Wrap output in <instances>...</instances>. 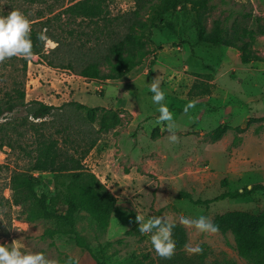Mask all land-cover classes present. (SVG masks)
<instances>
[{
	"label": "rangeland",
	"instance_id": "1",
	"mask_svg": "<svg viewBox=\"0 0 264 264\" xmlns=\"http://www.w3.org/2000/svg\"><path fill=\"white\" fill-rule=\"evenodd\" d=\"M70 1L0 0V15L19 10L31 27L44 32L51 41H45L43 57L29 58L24 74L19 61L6 60L5 67L0 65V100L11 92L15 80L24 85L25 103L36 100L57 107L40 128L62 145L64 123L69 120L80 131L85 126L75 122L77 114L82 113L68 107V103L120 111L121 124L100 134L96 145L83 158L85 167L116 197V206L109 224L101 229L87 214L78 213L75 231L87 241L91 253L76 246L69 235L45 236L47 228L56 227L53 221L35 225L22 220L21 207L12 202L10 179L28 168L27 154L36 134L29 128L32 119H26L25 107L18 105L0 117V244L17 241L22 251L43 252L61 264L69 256L78 258L79 264H130L133 257L142 259L146 255L157 264L160 257L151 246L150 234L139 232L143 239L124 234L138 225L137 216L142 220L164 216L169 222L180 224L181 215L194 218L203 214L213 220L230 210L264 212V189L246 198H225L208 206L178 198L179 193H187L192 199L204 200L224 191H242L245 186L264 187V126L260 127L264 121L245 127L250 118L264 117V63L241 64L235 49L198 42L192 16L179 13L166 15L172 29L153 30L152 54L141 66L117 80L82 78L64 65L75 58L96 55L98 44L108 42L109 33L105 29L100 34L93 22L61 15ZM134 3L135 0H106L111 22L116 23L112 29L124 31L121 21ZM210 7L207 28L212 20L220 18L225 19L226 25L237 22L264 31V0H212ZM252 49L264 56V34L256 36ZM46 57L54 66L46 64ZM154 78L165 92L163 102L173 113L179 138L176 143L167 140L166 122L157 120L158 105L152 102L148 85ZM194 85L210 92L197 96ZM189 102L194 107L185 113L184 106ZM220 125L232 129L212 141L210 135ZM234 127L244 130L236 132ZM69 134L70 142L64 146L80 158L89 137ZM33 174L41 177L47 192L54 190L52 174ZM181 226L186 231V243H199L205 253L199 260L201 252L190 255L183 247L179 255L189 262L222 264L231 259L236 264H247L237 255L230 233H200Z\"/></svg>",
	"mask_w": 264,
	"mask_h": 264
},
{
	"label": "trees",
	"instance_id": "2",
	"mask_svg": "<svg viewBox=\"0 0 264 264\" xmlns=\"http://www.w3.org/2000/svg\"><path fill=\"white\" fill-rule=\"evenodd\" d=\"M211 1L135 0L132 10L121 21L124 31H119V29L114 30L111 27L116 23L111 22L112 18L109 17L106 0H71L62 10L61 15L64 14L72 20L93 22L100 34H104L108 30L109 40L102 45L98 44L97 54L94 53L93 57L75 58L66 63L64 68L76 70L78 76L86 79L103 81L120 79L141 66L145 59L152 54L150 45L154 29L163 27L172 29L166 15L172 16L179 13L192 16L198 42L235 49L239 53L241 64L258 61L264 63V56L252 49V43L256 36L264 34V31H256L237 22L226 25L225 19L220 18L212 20L211 27L207 28ZM29 2L34 3L35 0H29ZM98 22L103 24L99 25ZM119 26L117 25V27ZM39 33L41 30L31 27L30 38L33 44V55L43 57L45 41L38 39ZM95 39L99 40L100 38L95 37ZM56 43L59 41L56 40ZM54 50H51L50 53H53ZM6 60L19 61L20 70L24 74L29 58L20 56L6 58L0 61L1 68L5 67L4 61ZM46 64L50 67L54 66L53 61L48 57H46ZM102 68L107 70L102 71ZM193 88H196L194 94L197 96L210 92V89L200 85H194ZM4 96L0 100V117L4 112H11L18 105H22L25 107L26 119H32L28 122L29 128L36 134L32 140L33 148L27 154L30 157L28 168L14 173L10 179L13 204L21 207L22 220L27 223L38 225L53 221L56 227L47 228L45 236L69 235L76 246L91 253L87 241L75 231L76 217L79 212H84L99 229L104 228L112 219L117 199L106 185L85 167L83 158L96 145L100 134L108 133L121 124L120 111L103 107H87L77 102L68 103V107L82 113L77 114L75 122L78 124L83 122L81 124L85 126L83 131H80L69 120L64 123L62 131L66 134L62 136V145L59 139L43 134L40 128L42 125H46L45 120L53 115L52 113L57 107L36 100L25 103L24 85L15 80H13L11 92L5 93ZM257 121L263 122L264 117L250 118L246 121L245 127ZM94 126H96L95 129L91 131L90 127L94 128ZM263 126V124L260 125V127ZM71 129H73L72 132L83 135L84 138L89 137L85 142L87 148L83 150L80 158L75 157L65 148L70 142ZM229 129L232 127L228 125L216 127L210 135L211 140L220 139ZM233 129L236 132L244 130L243 127H234ZM235 142L236 138H234L233 144ZM1 147L2 145H0ZM33 172L52 174L54 190L47 192L41 184V177L34 175ZM223 184L225 185V182ZM258 189H264V187L253 185L248 188L245 186L241 189L242 191H224L216 197L204 200L192 199V196L187 193H179L178 198L186 199L194 205L208 206L225 198H246ZM212 222L219 226L218 232L232 235L237 255L247 264H264V212L230 210L216 215ZM174 224L172 239L176 250L169 260L159 258L157 264H195V262L191 263L179 255L187 242V235L180 224ZM139 232V226L135 225L124 234L139 236ZM139 239H143V237L139 236ZM204 254L202 251L198 259L201 260ZM133 260L130 264H156L147 255L142 259L133 257ZM97 264H104V262L97 261ZM222 264H236V262L227 259Z\"/></svg>",
	"mask_w": 264,
	"mask_h": 264
},
{
	"label": "clouds",
	"instance_id": "3",
	"mask_svg": "<svg viewBox=\"0 0 264 264\" xmlns=\"http://www.w3.org/2000/svg\"><path fill=\"white\" fill-rule=\"evenodd\" d=\"M31 24L27 16L19 10L13 9L6 15H0V61L13 56L30 58L33 56V44L30 38ZM38 39L48 41L49 38L44 32L38 34ZM149 85V91L152 93L151 100L158 105V122H166V130L169 133L167 140L176 143L179 138L175 132V121L173 113L164 103L165 92L162 90L156 78ZM194 107L193 102L184 106V112L187 113ZM139 231L150 234V243L157 256L163 260H169L176 250L172 239L175 224L171 223L164 216H150L147 219L136 217ZM142 221V222H141ZM179 223L186 227H192L200 233H216L219 226L212 220L201 214L194 218L181 215ZM184 249L187 254H199L202 247L199 243L190 245L185 243ZM0 264H61L54 258H49L43 252L22 251L17 241L11 245L0 244ZM64 264H79L78 258L69 256Z\"/></svg>",
	"mask_w": 264,
	"mask_h": 264
}]
</instances>
